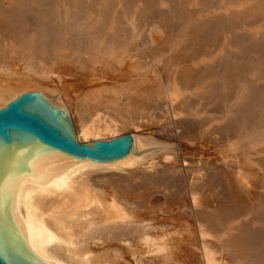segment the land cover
I'll return each instance as SVG.
<instances>
[{
	"label": "bare ground",
	"instance_id": "bare-ground-1",
	"mask_svg": "<svg viewBox=\"0 0 264 264\" xmlns=\"http://www.w3.org/2000/svg\"><path fill=\"white\" fill-rule=\"evenodd\" d=\"M28 92L79 143L107 115L145 119L163 143L133 135L113 162L35 160L14 209L43 262L88 264L134 235L180 241L154 264L198 243L202 264H264V0H0V109Z\"/></svg>",
	"mask_w": 264,
	"mask_h": 264
},
{
	"label": "water",
	"instance_id": "water-1",
	"mask_svg": "<svg viewBox=\"0 0 264 264\" xmlns=\"http://www.w3.org/2000/svg\"><path fill=\"white\" fill-rule=\"evenodd\" d=\"M134 137L125 134L93 145L79 143L74 126L34 92L0 109V264H46L30 250L22 220L14 209V188L39 158H84L96 162L125 159Z\"/></svg>",
	"mask_w": 264,
	"mask_h": 264
},
{
	"label": "rangeland",
	"instance_id": "rangeland-1",
	"mask_svg": "<svg viewBox=\"0 0 264 264\" xmlns=\"http://www.w3.org/2000/svg\"><path fill=\"white\" fill-rule=\"evenodd\" d=\"M73 116H74L73 118L75 120V115H73ZM122 116H124V115H122ZM122 116L119 115V116H112L111 117L110 115H107L106 119L108 120V123H107V120H105L106 122L104 120H102L101 121L102 124H101V122L94 123V124H96V125H94V128L96 127L94 129L95 133H93L92 135L87 137V139L84 140V142L80 141V143L88 144L89 142L90 143H94L96 141H101V140L115 139V138H118V137H121V136H123L125 134H129L130 133L132 135H138V136L140 135L145 140L147 139L149 144L152 142L150 144L151 147L153 145H155L157 142L160 144V146L163 145V143H160L161 142L160 141L161 140V135L158 134L159 137H160L159 138L158 135H156L157 133L156 134L154 133L155 132L154 130H155L156 126L150 125V123L147 120H145V119L143 121H146V123L148 122L149 125H146L145 122H143L144 125H141V124H143L141 122V120L139 121V122H141V124H139V122L135 123L132 119L130 121L129 117L124 116L125 118H123ZM127 118H128V120H127ZM103 124H104V127H103ZM100 125H102V127ZM107 125H109V126H107ZM99 126H100V128H99ZM151 140H153V141H151ZM164 141L167 142V140H164ZM164 141L162 140V142H164ZM153 147H155V146H153ZM226 150H224V149L220 150V151H223L221 154L222 155L224 154L223 155L224 158H230V160H231L232 159L231 158L232 155L228 154V152ZM188 154L186 155L187 156L186 159H187V161H189L191 163L193 162L192 160L194 159V157L196 158L197 156H199L198 157L199 159L197 158L198 161L200 159L204 160L203 158H206V159L210 158L208 156L209 154H206V153H205V155L203 154L204 156L201 155L202 158H200V155H192L190 153H188ZM195 160H194V163L197 162ZM194 163H192V165ZM257 169H259L260 170L259 172H261L260 168H257ZM99 174H101V173H98V174L94 173L93 175H91V178L93 180L92 183L95 184L94 178L97 177L96 175H99ZM244 182L246 184L249 183L248 180H245ZM258 190L251 188V191H253L254 194L259 193ZM258 203H260V202H258ZM129 214H130V218L132 219L133 218V217H131L133 215L132 212L131 213L129 212ZM246 216H248V215H246ZM132 221H134V218L132 219ZM164 221H166V220H164ZM138 222L140 223L141 226L142 225L146 226L145 227L146 230H150V231L153 230L151 232L154 233V234H157V232L155 231L156 229L151 224V222L146 219V217L144 219V216H143V218H140L138 220ZM132 223L134 224V222H132ZM144 229H141V230H144ZM133 236L134 235H132L130 237L132 239H125L123 237V239H120L121 241H119V239L118 240L111 239V240H107L105 243H102L101 245H99V247H96V250L98 249V252L94 253V255L91 256L90 261H89L88 264H146V263L147 264H154V262H156L155 259H158L160 256L169 254L171 252V250H168V249H171L173 247H175V248L176 247H180V245H181L180 241H177V242H175L173 244L169 243V245H168L167 243L166 244L164 243L166 241V239L157 238V237H155V239L151 238L148 241H143V240L134 241ZM207 241L211 244V247L213 248V251H215V252L219 251V250L216 249L218 246L215 244V242H217V239L215 240V238L208 237ZM99 248H101V250H99ZM193 248H194V250L196 252L195 253L196 255H195V254H191L192 251H190L192 259L194 258L193 263L190 262V260L192 261V259H190L191 257H189L190 254L187 253L189 255H187V254L185 255L184 254L183 255L184 258L179 259V261H178L179 264H183L186 261V259H187V262L189 264H191V263L194 264L195 262H198L196 264H199V263L202 264L201 246L198 243L197 246H194ZM194 250H193V253H194ZM100 252H102V253L105 252L106 254L105 253L104 254H97V253H100ZM198 252H199V254H198ZM215 252H214V255H215V257L218 258L220 256V251L218 253H215ZM193 255H195V257ZM152 259H153V261H152ZM184 259H185V261H184ZM151 262H153V263H151ZM73 264H81V263H73Z\"/></svg>",
	"mask_w": 264,
	"mask_h": 264
}]
</instances>
